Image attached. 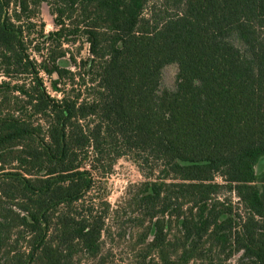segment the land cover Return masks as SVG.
I'll use <instances>...</instances> for the list:
<instances>
[{
	"label": "trees",
	"instance_id": "obj_1",
	"mask_svg": "<svg viewBox=\"0 0 264 264\" xmlns=\"http://www.w3.org/2000/svg\"><path fill=\"white\" fill-rule=\"evenodd\" d=\"M261 157L264 0H0V264H264Z\"/></svg>",
	"mask_w": 264,
	"mask_h": 264
},
{
	"label": "rangeland",
	"instance_id": "obj_2",
	"mask_svg": "<svg viewBox=\"0 0 264 264\" xmlns=\"http://www.w3.org/2000/svg\"><path fill=\"white\" fill-rule=\"evenodd\" d=\"M153 3L156 4L158 2L154 1ZM152 4H150L147 10H145L146 16L149 15ZM54 19L55 17L51 13L50 6L44 3L41 6L40 20L42 23H44L45 33L57 30V25L55 24ZM70 49L78 62L88 61L91 58V54L89 53V44L86 42L84 37L78 39L77 43L70 47ZM59 63L62 67H71L72 69V61L69 56L61 59ZM177 74L178 66L176 64H171L165 67L162 72L161 89H173L176 85ZM47 85L49 86L48 79ZM51 93L55 95L54 92L51 91ZM255 172L257 175H261L264 172V157H261L256 163ZM143 180V176L131 160L127 158L120 159L114 168V172L106 180V186L109 193V202L113 207H115L123 199V197L126 196V193L131 185L137 184ZM217 181L221 182V179L218 177ZM233 201L236 203V205H239L238 199L234 195ZM131 233L132 229L129 228L127 230L126 237L119 238L118 230H116L113 232L112 238L108 240V242L110 241V243L115 245L114 247H119L118 250L114 252L116 257L115 262L117 264H130L125 247L126 241L131 238ZM232 264H236V258L233 259Z\"/></svg>",
	"mask_w": 264,
	"mask_h": 264
}]
</instances>
